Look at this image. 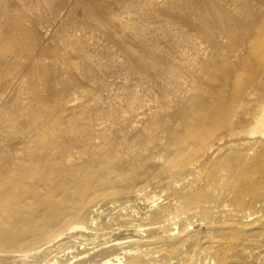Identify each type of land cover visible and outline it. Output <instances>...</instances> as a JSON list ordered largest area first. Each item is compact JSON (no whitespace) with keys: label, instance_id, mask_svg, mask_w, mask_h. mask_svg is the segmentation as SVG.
Segmentation results:
<instances>
[{"label":"bare ground","instance_id":"6f19581e","mask_svg":"<svg viewBox=\"0 0 264 264\" xmlns=\"http://www.w3.org/2000/svg\"><path fill=\"white\" fill-rule=\"evenodd\" d=\"M17 1L0 0V26L8 25L1 29L14 37L11 48L0 52V63L7 66L0 74V264H264L261 35H255L259 41L251 55L258 62L247 64L246 74L221 72L205 83L202 54H187V76L194 80L196 93L175 111L169 104V87L162 83L178 78L184 71L181 64L142 30L126 24L120 3H85L82 25L105 32L103 36L127 57L129 69L158 85L157 105L145 119L152 135L143 129L145 150L137 153V164L128 166L121 151L109 143L111 128H99L102 131L93 135L77 132L64 121L65 103L56 86L64 80L73 89L80 86L76 64L63 68L56 63L43 76L47 97L35 92L17 106L13 97L5 100L7 89L24 72V58L53 51L60 62L66 53L49 49L39 39L41 29L54 19L39 13L25 25L15 16ZM38 1L55 17L74 2ZM206 10L215 23L231 27L220 6ZM167 14L204 47L205 59L211 50L218 62L231 67L222 35L203 33L188 17ZM179 116L183 120L176 123L174 117ZM92 136L101 139L99 151L90 147ZM154 147L164 152L163 162H153ZM76 154L89 160L79 164ZM158 175L159 191L151 181ZM102 197L112 205L103 207ZM197 221L205 222V231L197 228Z\"/></svg>","mask_w":264,"mask_h":264},{"label":"rangeland","instance_id":"374dc122","mask_svg":"<svg viewBox=\"0 0 264 264\" xmlns=\"http://www.w3.org/2000/svg\"><path fill=\"white\" fill-rule=\"evenodd\" d=\"M76 1L74 0L69 8L63 10V14L61 13L56 17L48 15V12L46 13L44 2L38 0L17 1L15 16L25 20V25L35 17H40L39 13L42 14V18L47 16L54 19L50 27L45 24L46 27L41 29L42 32L39 39L44 42V46H49V49L58 47L61 48L62 52L66 53L60 62L55 59L53 51L44 53L41 58H38L37 55L30 60L24 58V72L18 78L19 82L17 80L7 89V94H5L4 98L9 100L13 97L15 100L13 99L12 102L17 106L26 102L28 97L35 92L47 97L48 91L42 84L43 76L50 73L56 63L63 68H68L72 62V66L76 64L74 66L77 76L81 80L80 86L73 89L67 80L56 86L58 97L65 103L62 112L64 121L71 123L77 132L89 131L93 135L102 131L100 130L102 128L103 130L104 128L107 130L111 128L113 132L109 143L121 151L124 159L123 164L128 166L137 164L139 162L137 153L145 150V142L142 138L143 129L146 135H152L151 130L146 127L145 119L151 115L157 105L158 85L151 81L147 82L146 79H141L137 73L130 70L127 57L122 54L123 52L115 42L109 40L108 37H104L106 35L105 32L82 25V8L85 3L91 0H80L82 2L81 6H76ZM107 1L120 3L123 19L124 21L126 20L125 23H128L136 30H142L146 37L153 40L152 44H156L164 51H169L175 61L183 67L182 70L184 71L183 75H180L181 78L180 76H178L179 79L174 77L169 83H162L166 88L169 87L167 89L169 92V104L175 111L184 107L196 93L193 88L194 80L187 76V54H191L192 57H198V54L199 56L202 54V64L207 67L202 72L205 76L203 78L205 83L221 72H228L232 75L246 74L248 73L246 65L258 62V59L251 55L256 43L259 41L258 38H255V35L260 34L259 39L264 44V0H133L132 4L131 2L127 4L126 0ZM209 5H218L225 11V20L230 23V28H225L215 23V17L211 15L212 12L206 10ZM168 12L179 14L185 19L188 17L191 20V25L200 28L203 33L206 31L212 32L217 38L222 35L220 42L223 47L230 51L229 61L231 67L228 68L227 64L218 62L219 57L216 54L212 55L211 50L209 51L210 57L205 59L204 47L198 41L193 40L187 32H183L182 26L175 19L173 20L168 16ZM130 20H133L135 25ZM144 26L148 29L145 30ZM1 28L0 26V52L3 53L4 49L11 48L14 37L7 35L8 33L6 34V31H3L8 29L7 24H4L3 30ZM2 35L7 36L5 39H1ZM20 49H23V47ZM260 49L264 52L263 45H261ZM78 54L82 56L79 57ZM6 70L7 66L0 63V74ZM174 81L178 82L177 84L179 85L173 84ZM131 102L133 105L135 103L133 109ZM136 108L138 109L136 110ZM127 117H131V121ZM127 120L129 123H127ZM174 120L178 123L183 118L180 116L174 117ZM89 144H91L90 147L94 151H99L101 139L92 136ZM152 150L157 152V157L153 159V162H163L164 160L161 156L164 152L158 147H154ZM76 160L79 164H82L89 158L76 154ZM134 178L137 185L142 186L143 183H138V177ZM158 178L159 175L151 180L153 188L157 187L155 189H158L157 191L161 189ZM99 199H101L103 207L112 205L109 202V198L102 197ZM196 225L200 231L206 230L204 221H197ZM6 254L4 253V255Z\"/></svg>","mask_w":264,"mask_h":264}]
</instances>
